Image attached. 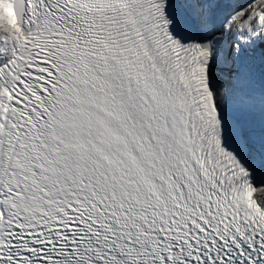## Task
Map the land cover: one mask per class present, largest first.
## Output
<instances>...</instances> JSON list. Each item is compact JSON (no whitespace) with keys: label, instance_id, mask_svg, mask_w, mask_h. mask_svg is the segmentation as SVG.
I'll use <instances>...</instances> for the list:
<instances>
[{"label":"snow or ice","instance_id":"obj_1","mask_svg":"<svg viewBox=\"0 0 264 264\" xmlns=\"http://www.w3.org/2000/svg\"><path fill=\"white\" fill-rule=\"evenodd\" d=\"M0 264H264V0H0Z\"/></svg>","mask_w":264,"mask_h":264}]
</instances>
